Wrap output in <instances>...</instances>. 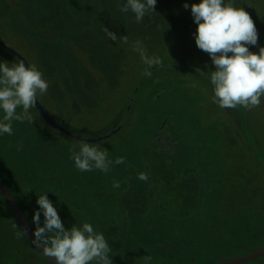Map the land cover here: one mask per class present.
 Segmentation results:
<instances>
[{
	"label": "rangeland",
	"instance_id": "1",
	"mask_svg": "<svg viewBox=\"0 0 264 264\" xmlns=\"http://www.w3.org/2000/svg\"><path fill=\"white\" fill-rule=\"evenodd\" d=\"M0 2H2L0 6L7 7L6 1L0 0ZM197 2L198 0H157L156 13L150 11L141 23H136L134 18L133 21H127V29L134 31L135 40L126 43L118 40L106 41L107 49L113 51L93 57L89 61H83L88 62L89 65L91 62L93 63V66L88 65L89 71L87 72L99 89V96L95 101L98 105L68 106L70 110L68 116H62L63 120L60 121L61 114H64L63 112L60 113V99L50 95L48 90L45 93H38L37 103L52 121L67 129L71 134L85 139V141L77 140L54 130L43 119L41 121L35 118V125L42 132L40 133L41 136L45 139L53 138L55 140V150L49 149L52 154L45 155L44 158L49 161L55 159L54 163H59L62 169L61 177L58 175V178L57 176L45 178L43 182L46 185H57L61 196L64 194V206L62 208L70 210L64 220L67 224L76 223L79 225L89 222L95 229L101 225L109 227L114 223L120 224L125 212H128V201L126 200L123 207V204L108 206L109 201L119 197L117 194L119 180L124 181L130 171L140 174L144 170V175L148 177L150 182H159L152 175L150 160L147 161L149 164L134 163L140 158L138 155L143 151H151V142H154V147L161 151L159 157L165 159V170L169 173L166 176H169L171 180H178L188 173L187 169L191 165L189 159L193 155L195 159L202 158L200 165H204L202 164L203 158L213 160L215 153H218L217 157L221 158L220 167H225L222 164V158L228 164L229 159L234 158L233 155H236L235 158L246 155L231 162L232 165L236 166L235 170H246L247 174H251L250 181L252 183L246 187V197H242L240 209L247 210V206H249L252 211L256 205L263 208L264 169L258 168L254 164L258 155L251 145L250 136L254 135L253 129L255 127L264 129V119L262 118L264 112L260 110L264 108V97H262L261 105L256 108L247 109L239 106L241 107L239 110L237 106L235 109H221L212 102L213 91L208 80L186 73L190 69L183 68V66L199 68L205 73H211L214 70L208 55L196 48L193 39L196 25L192 21L190 11L183 8L184 3L191 5ZM236 3L248 11L259 32V44L264 46V0H236ZM65 6L69 10L76 8L70 0L65 1ZM3 9L1 6L0 41L26 59V62L29 63L28 66H33L36 60L32 55L38 53L39 49L37 46L31 45V42H26V38L35 35L26 33V30L17 34V29L13 25V21H15L13 9L10 12ZM19 11L21 12V9ZM90 12L96 20L101 17L99 9ZM90 12L88 11L89 14ZM10 14L11 18L9 17ZM79 16L81 14L78 12L77 17ZM41 18L44 21V16ZM21 21L30 20L27 16ZM50 21H62V18L56 17ZM100 22L103 23V21H91L89 22L90 25H86L89 26L87 28L91 29L93 24V27H97L93 28V31H97L102 28V26H98ZM71 23L82 26L78 19L71 21ZM82 28L80 29L84 30L86 27L82 26ZM56 38L59 39L60 36H56ZM138 47L142 48L144 56L156 58L158 62L149 66L142 59L141 52L137 50ZM126 49L127 53L124 51ZM250 50L257 51L255 47H250ZM6 53L0 50V57L8 61L19 62L11 54ZM172 65L182 71L169 69L168 67ZM37 68L41 71L42 65ZM153 69L157 70L158 73L154 74ZM16 111L20 114L23 113L22 108H17ZM36 111L37 109L33 105L29 109L31 117H36L38 113ZM253 117L256 122L253 121ZM246 118H250L249 127L247 131H241L246 129ZM257 118L262 119L257 120ZM26 120L23 122L13 121L17 125L16 131L19 129L18 125H23ZM57 121L61 122L62 125ZM250 125L251 129H249ZM116 130L118 132L111 135L110 138L103 139L99 143L93 142L98 138L107 137ZM132 131L136 133H132ZM8 137L9 143L12 136L8 135ZM25 140L26 138H24ZM20 141L22 140L20 139ZM39 141L46 148L44 140ZM81 142L98 146L101 150H107L109 160L113 161L119 157L123 158L124 163L118 165L113 163L107 172L96 169L81 172L75 167L71 159V149L77 148L78 150ZM20 144L22 147L23 142ZM140 159L145 160L143 154ZM242 159H245L246 162H242ZM163 165L161 164V166ZM203 171L205 172L206 169ZM157 172L159 173V171ZM30 174L29 170H24L23 180L26 181V177ZM170 178L167 177V180ZM142 182L145 183V180ZM100 183H104V185H100ZM129 188L131 185L127 187V190ZM47 190L49 193V189ZM227 196L225 200H218V202L222 206L221 209L229 216L232 215L234 204L230 199H228L229 201L226 200ZM240 196L241 194L238 195L239 198ZM0 205L3 207L1 201ZM220 213L222 214V212ZM220 213V217H217L216 221L225 219ZM262 217L264 218V216ZM196 220L188 218L180 221L181 223L172 224L174 228L170 230L171 236L150 234V237L159 241L173 242L169 243L170 246L167 248L170 252L174 251L171 257L159 252L156 258L164 261L175 260L172 264H213L210 259L212 257L209 254L210 250H207L211 248L208 240H215V238L224 240L229 237V234L223 235L222 238L220 231L223 229L220 226L214 228V233L208 236L204 233V230H208L205 228V224H207L205 218L198 216ZM261 221L264 219L260 220L259 223ZM203 224L204 226H202ZM179 227L185 231L184 234L178 233L177 228ZM261 227L264 230V222ZM236 231L241 232L238 229ZM216 232L218 233L216 234ZM206 237L207 240L204 241ZM261 241H257L259 242L257 246ZM260 246L264 249V240ZM141 247L138 246L137 249H134V254H131L128 260L122 258L118 260L117 264L146 263L143 258L138 256V250ZM150 247L153 246L149 245L148 248ZM183 248L186 249L182 250ZM237 249L238 252L234 254L238 256L237 258L245 256L246 249L243 242L238 245ZM178 256L184 257L186 261L184 262V259H180ZM208 260L209 262H207Z\"/></svg>",
	"mask_w": 264,
	"mask_h": 264
},
{
	"label": "trees",
	"instance_id": "2",
	"mask_svg": "<svg viewBox=\"0 0 264 264\" xmlns=\"http://www.w3.org/2000/svg\"><path fill=\"white\" fill-rule=\"evenodd\" d=\"M65 1L66 0H60L61 9L57 11L61 12L49 8V4H47L45 0H31V5H29L30 0H26V3L22 6L26 9L29 18L35 19L36 21H43L41 18L42 16H44V21H50L57 17V13H65V17L61 16L62 21H75L76 19L79 21L86 20L93 22L106 21L105 28L114 34H119L120 42H123L121 39L123 36L127 37V41L131 42L136 39L133 34L134 31L127 29V21H133V16L131 13H122L119 10L120 3H116L113 0H98L100 6L92 5L89 9L82 8L69 10L65 6ZM70 1L74 4V0ZM102 6H107L109 15H107L108 12L106 10H102ZM95 9H99V12L101 11V17L97 20L94 19L95 17L92 15V12H90ZM78 12L81 14L79 17H77ZM107 21H112V24L110 26L107 25ZM113 21L116 22L114 23ZM81 25L86 28L81 30L83 28L78 24L74 25L64 22V26H62V30L60 31V34L63 36V41L61 39L59 41L44 42L42 41L44 40V37L39 36L41 34L33 32L35 36L30 37L29 39L32 40L29 42H31V45L34 47L37 46L39 49L37 51L38 53H35V55H38V57L35 58L39 61L37 63L39 68L42 65V69H46L47 73L52 71L53 74L49 73V75L52 76L56 84H59V82L64 83V88L67 87L65 85L69 84L71 87V94H75L76 97L74 98L82 102L84 96H88V94L92 95L95 92V89L92 90L93 80L89 76L90 74H87L84 79V72L87 71L89 67L84 68L82 73H78L79 69L77 66L78 63H76V54L74 49L71 48L73 43L76 42L73 41V39L89 37L93 39L95 36H102L104 32L102 31L103 27L100 30L93 31V28H97L93 27V24L91 29L87 28L89 26L85 24ZM100 37L98 39H100ZM82 42L89 44V46H93L90 44L91 42ZM101 42L102 41L99 40L98 43H93H96L97 46L101 44H103V46L106 45V40L104 43ZM0 50L5 52L1 48ZM124 51L127 53V49ZM41 52H46L45 57H39ZM14 58L17 59L16 57ZM168 68L173 71H182L178 70L175 65L169 66ZM183 68L190 69L186 72L187 74L197 75L200 78L205 79L204 76H201L196 72L194 67L183 66ZM153 72L154 74L158 73L155 69H153ZM80 82L81 88H76ZM96 105L98 104L96 103ZM238 109L240 110L241 107L238 106ZM260 110L264 112V108H261ZM243 113L245 112L243 111ZM35 118L41 120L37 113L36 117L32 116L30 122L26 120L23 125L19 124V129L17 131V125H15L16 123H13V134L11 135L12 137L10 136L11 141L9 143V137L7 134L0 136V181L16 200L33 231L34 225L32 223V214L36 208L35 200L39 195L44 193L48 194L49 199L58 206L59 214L63 221L67 216V212L70 211L62 208L64 206V194L61 196L57 185H46L43 182L45 178L55 176L58 178V175L61 177L60 172L62 169L60 168L59 163H54L55 159L49 161L47 158H44L45 155L48 156L52 154L50 150H55V140L53 138L45 139L41 136L40 133L42 132L35 125ZM262 118L264 119V117ZM262 118H257V120ZM62 120L63 119H60V121ZM253 121L256 122L254 117ZM249 122L250 118H246V129L241 131H247ZM59 124H61V122ZM249 129H251V125ZM21 130L22 132H19ZM253 130L255 133L253 136H250V142L255 153L258 155L254 164L255 166L260 165L264 168V129L255 127ZM132 133L136 132L132 131ZM24 138H26L25 141ZM20 139L22 140L20 142H23L22 147L20 146ZM41 139L44 140L46 148L39 141ZM150 148L151 151L146 150L138 155L141 158L143 154L145 160L142 161L138 158L134 163L143 162L144 164H149L147 161L150 160L153 171L152 175H154L160 183H152L148 179H146L144 183L138 178L139 174L133 173V171L128 172L124 181L119 180V189L117 191L119 197L116 200L108 202V206L123 204V207L127 200L129 203L128 212H125V216L122 218V222L120 221V224L114 223L109 227L101 225L95 229L99 232H103L105 235V238L112 249L110 257L113 264H117L118 260H121L122 258L128 260V257H130L131 254H134V249H137L138 246H142L140 250H138V256L144 260L145 257H150L151 263L172 264L175 260L164 261L156 257L159 252L171 257V254H173L174 251L170 252L167 248L170 246L169 243L173 242L159 241L158 239H154V237H150V234L153 235L155 233V235L168 236L170 235V230L174 228V225L172 224H178L181 223L180 221L198 216L205 218V222L207 223L205 224V228L208 230H204V233L208 236L214 233V228L220 226L223 229V231H220L222 238L223 235L229 234V237L224 240H218L216 238L215 240H208V244L211 248L207 250H210L209 254L212 256L210 259L213 264L237 258L238 256L234 254L238 252L237 247L242 242L246 249L245 256L263 249L260 245L264 240V230L261 227L264 221H261V223L259 222L264 219L262 217L264 216V205L263 208L262 206L256 205L252 208V211L249 206H247V210L240 209L242 203L241 199L243 196L246 197V187L252 183L250 181L251 174H247L246 170H235L234 168L236 166L231 164L232 161L234 162L236 159L242 158L246 155H243L242 157L238 156L237 158H235L236 155H233L234 158L229 159L228 164L222 158V164L225 167L219 166L221 158L219 159L217 157L219 155L218 153H215L213 160L203 158L202 163L207 164L208 174H206V177L203 175L201 176L199 169L200 166L198 165L201 163L202 158L195 159L193 155L189 159L191 166L188 173L183 175V178L180 177L178 180H171L169 176H166V174L169 173L165 170V159L159 157L161 151L154 147V142H151ZM158 157L161 160H159ZM247 160L249 159L247 158ZM241 161L246 162L245 159H242ZM161 164L164 165L161 166ZM24 170H29L31 172V174L26 177V181H24L22 177ZM157 171H159V173ZM141 173L145 174V171L142 170L140 174ZM167 177L170 178V180H167ZM161 180L166 181L163 182ZM129 185H131V188L127 190ZM47 189H49V193L47 192ZM228 189H230V191H227ZM247 190L249 189L247 188ZM180 193L182 194L180 195ZM228 194L230 195L227 196ZM239 194H241L240 198L238 197ZM188 195H192V197L188 199H194L191 201L186 199ZM226 196V200L229 201L228 199H230L234 204V209L231 213L232 215L229 216L225 214L223 209H221L222 206L218 202V200H225ZM0 201L3 204V207L0 205V264H47L23 234L10 208L1 196ZM236 205L237 207L235 208ZM203 211V214L206 213V215H204L205 217L202 214ZM220 212H222V214ZM219 213L225 219L216 221L218 219L217 216L220 217ZM65 226L70 227L71 225L65 222ZM202 226H204V224ZM180 227L177 228V231L179 230L178 233L184 234L185 231ZM236 229H238V231L241 230V232H237ZM217 233L218 232H216V234ZM206 240L207 237L204 241ZM258 240L262 241L257 246L259 243L257 242ZM237 242L240 243L237 244ZM149 245H152L153 247L148 248ZM185 249L186 248H183L182 250ZM178 258L184 259V262L186 261L184 257L181 258L178 256ZM261 261L264 263V257ZM207 262H209V260ZM247 264L258 263L250 262Z\"/></svg>",
	"mask_w": 264,
	"mask_h": 264
},
{
	"label": "clouds",
	"instance_id": "3",
	"mask_svg": "<svg viewBox=\"0 0 264 264\" xmlns=\"http://www.w3.org/2000/svg\"><path fill=\"white\" fill-rule=\"evenodd\" d=\"M156 4L157 0H120L119 10L131 13L134 21L141 23L147 13L155 12ZM183 8L190 11L196 25V48L208 55L214 67L211 73L196 69L212 87V102L221 109L259 107L264 97V46L259 44L258 29L245 7L238 6L236 0H198L191 5L184 3ZM104 31L109 39L116 40L114 33L107 28ZM121 39L127 42V37ZM137 50L149 66L158 62L144 56L139 47ZM48 87L36 66L0 57V136L13 134V121L32 120L29 109L36 103L38 93H45ZM17 108H22L23 113H17ZM71 159L81 172H107L113 163H124L123 158L109 160L107 150L85 142L78 150L71 149ZM138 178L147 179L143 173ZM35 204L33 240L46 257L53 258V264H113L112 249L103 232L89 222L66 227L58 206L47 193L39 195ZM145 261L150 264L151 258L145 257Z\"/></svg>",
	"mask_w": 264,
	"mask_h": 264
},
{
	"label": "crops",
	"instance_id": "4",
	"mask_svg": "<svg viewBox=\"0 0 264 264\" xmlns=\"http://www.w3.org/2000/svg\"><path fill=\"white\" fill-rule=\"evenodd\" d=\"M4 1L7 2V7L1 5L4 8L3 10H6L7 12H10V10L13 9V11H14V12H12L13 16L15 18V21H13V25L17 29V34H20L21 31H25L26 30L25 31L26 33L35 32V33L41 34L39 36H43L44 37V40H42L44 42L59 41V40H61L63 38V36L60 34L61 33L60 31L62 30L61 27L64 26V22H67L68 24L77 25L75 23H71V21H47V20H45V21H36L35 19L29 18L28 14L26 13V9L23 8V6H22L23 4L26 3V0H4ZM45 1L47 2V4H49V8H51L52 10H56L57 11V10L61 9L60 0H45ZM113 1L116 2V3L117 2L120 3V0H113ZM1 3L2 2H0V4ZM29 5H31V0H30V4ZM74 5L76 6L75 10L82 9V8L89 9L90 7H92V5L100 6L98 0H76V2L74 0ZM19 9H21V12L19 11ZM102 10L103 11L106 10L108 12L107 6L106 7L102 6ZM57 12H61V11H57ZM56 15H57L58 18L61 17V16L65 17V13H57ZM107 15H109V12H108ZM27 16H28V19L30 21H21L23 19H26ZM9 17L11 18V14L9 15ZM89 22H91V21H86L85 20V21H81V24H85V25L87 24L88 25ZM105 22L106 21H103V23L102 22L98 23L99 24L98 26H102L103 27L102 31L104 32V34L102 36L100 35L101 37L100 36H95L93 39H91V37L73 39V41H76V42L73 43L71 48L74 49V52L76 54V62H79L78 65H77L78 69H79L78 73H82L84 68H87L89 66H93L92 62H91V65H89L88 62H83L84 60H88V58L90 60L93 57L104 55V54L108 53V51H113V50L107 49V45L103 46V44H101V45L97 46L96 43H93V42H97L98 43L99 40L102 41L101 43H104L105 40L106 41H113V40L109 39V37L105 34V31H104ZM113 22L115 23L116 21H113ZM111 24H112V21H107V25L110 26ZM11 35L14 37V35L12 33H11ZM115 35L117 37L116 40L120 41V39H119L120 35L119 34H115ZM56 36H60V38L57 39ZM99 37H100V39H98ZM31 40L32 39L26 38V42H29ZM62 41H63V39H62ZM82 41L91 42L90 44H92L93 46H89V44H86V43H84ZM119 47H120V45L118 46V48ZM34 54L32 55L33 58L38 57V55H34ZM45 54H46V52H41L39 57H45ZM35 60H36V58H35ZM38 62L39 61H37V60H36V62H34V65L37 66V67H39L37 65ZM27 64L29 65L28 62H27ZM87 71H89V70H87ZM87 71L84 72L85 73L84 79H85L86 75L89 74V72H87ZM41 72L44 74L43 78L45 80H47V82L49 84L48 92H50V95L56 96L58 99H60V103H61L60 113L61 112L64 113V114H61V119H63L62 116H64V115L68 116L67 115L68 111H70L68 106L69 107L70 106H80L81 107V106H95L96 105L95 100L98 99L99 89L94 84V82H92V90L96 89L95 92L92 95L91 94H88V96L85 95L84 98L82 99V102H81L80 100L74 98V97H76L75 94H71V91H70L71 87H70L69 84L65 85V86H67L66 88L63 87L64 83H60L59 82V84H56V82L53 80L52 76L49 75V73L53 74L52 71L47 73L46 69L45 70L41 69ZM76 88H81V82L78 85V87H76ZM65 90H66V92H65ZM71 112H73V111H71ZM111 155H113V154H111ZM116 158H119V157H116ZM200 164L201 163H199L198 165L200 166L199 169H200L201 176L203 175L204 177H206V174H208L207 164H205V163H202L204 165H200ZM113 166H115V165H113ZM190 166L188 167L187 170H189ZM257 166H258V168H263L260 165H257ZM201 167H202L203 170L206 169V171L204 172L201 169ZM104 183H106V181H104ZM104 183H100V185H104ZM190 197H192V195H188L186 197V199H188ZM193 199H188V200L191 201ZM204 202H205V199H204ZM203 213H204V211L202 212V214ZM204 215H206V213L203 214V216ZM193 219L196 220V217L193 218ZM184 226H185V224H184Z\"/></svg>",
	"mask_w": 264,
	"mask_h": 264
},
{
	"label": "water",
	"instance_id": "5",
	"mask_svg": "<svg viewBox=\"0 0 264 264\" xmlns=\"http://www.w3.org/2000/svg\"><path fill=\"white\" fill-rule=\"evenodd\" d=\"M0 48L3 49L5 52L11 54L12 56L16 57L19 61H23V62H25L26 65H28L26 60L22 56H20L17 52L12 50L8 45H6L2 41H0ZM34 107H36L40 118L43 119L54 130L62 132V133L66 134L68 136H71V137H73V138H75L77 140L85 141V139H83L81 137L79 138V137L75 136L74 134H71V132H69L67 129H65L64 127L58 125L56 122L52 121L45 114V112L41 109L40 105L37 103V100H36V103L34 104ZM117 132L118 131L116 130L114 133H111L107 137L98 138V139L94 140L93 142L94 143H99L103 139H106L108 137L110 138L111 135H114ZM0 196L3 198L5 203L10 208V210H11L16 222L18 223L21 231L26 236L28 241L32 244L34 249L41 255V257L45 260V262L47 264H53V258L46 257L43 254L42 249L40 247H38L37 244L34 243L33 236H32L33 230L31 229L29 223L27 222V220H26L24 214L22 213L20 207L18 206L16 200L14 199L12 194L9 192V190L5 187V185L1 181H0ZM263 257H264V249L260 250L258 252H255L253 254L247 255V256H243V257H239V258H236V259L227 260V261L220 262V263H217V264H247V263H250V262H255V263H258V264H264L261 261V259ZM143 264H146V263H143ZM150 264H154V263H150Z\"/></svg>",
	"mask_w": 264,
	"mask_h": 264
},
{
	"label": "flooded vegetation",
	"instance_id": "6",
	"mask_svg": "<svg viewBox=\"0 0 264 264\" xmlns=\"http://www.w3.org/2000/svg\"><path fill=\"white\" fill-rule=\"evenodd\" d=\"M40 117V116H39Z\"/></svg>",
	"mask_w": 264,
	"mask_h": 264
}]
</instances>
